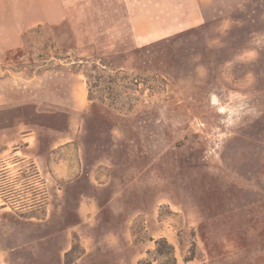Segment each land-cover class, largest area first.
<instances>
[{
	"label": "rangeland",
	"instance_id": "rangeland-1",
	"mask_svg": "<svg viewBox=\"0 0 264 264\" xmlns=\"http://www.w3.org/2000/svg\"><path fill=\"white\" fill-rule=\"evenodd\" d=\"M127 1L20 0L0 264H264V0H210L147 43Z\"/></svg>",
	"mask_w": 264,
	"mask_h": 264
},
{
	"label": "crops",
	"instance_id": "crops-1",
	"mask_svg": "<svg viewBox=\"0 0 264 264\" xmlns=\"http://www.w3.org/2000/svg\"><path fill=\"white\" fill-rule=\"evenodd\" d=\"M131 1H127L129 10L124 26L128 28V34L132 40L136 42L137 19L130 6ZM209 2L210 0H144L145 22L143 28L146 30L140 35L142 42L150 41L153 37L154 27L176 28L199 25L206 18L205 13L209 9ZM162 15L166 17L161 21L167 23H159ZM115 35L113 34L114 38L117 36ZM18 47H20V0H0V54ZM75 93L76 103L83 104L84 99L88 97V89L81 87ZM68 137L71 138V135ZM59 176L66 177L67 171L60 172Z\"/></svg>",
	"mask_w": 264,
	"mask_h": 264
}]
</instances>
